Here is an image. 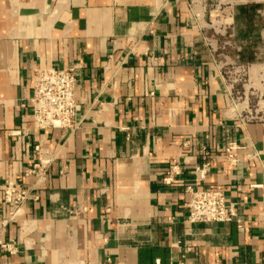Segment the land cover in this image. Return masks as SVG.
Instances as JSON below:
<instances>
[{
	"label": "crops",
	"instance_id": "obj_1",
	"mask_svg": "<svg viewBox=\"0 0 264 264\" xmlns=\"http://www.w3.org/2000/svg\"><path fill=\"white\" fill-rule=\"evenodd\" d=\"M214 3L0 0V242L16 247L0 264H264V122L244 120L223 75ZM220 3L241 26L248 0ZM47 67L75 72L73 132L33 128ZM174 162L187 165L165 187ZM205 162L201 188L237 204L240 226L186 223ZM9 186L28 196L12 219Z\"/></svg>",
	"mask_w": 264,
	"mask_h": 264
},
{
	"label": "built area",
	"instance_id": "obj_2",
	"mask_svg": "<svg viewBox=\"0 0 264 264\" xmlns=\"http://www.w3.org/2000/svg\"><path fill=\"white\" fill-rule=\"evenodd\" d=\"M225 6L220 0H215L211 12L213 14L209 27L215 35H220L231 39L232 35L228 31L233 27V12L224 11ZM231 45L230 40L223 43L222 48ZM77 79L73 69L59 70L54 68H35L32 74L31 97L29 104L33 128L36 131L61 130L73 132L80 125L77 120V113L80 109L75 98V87ZM39 152V147L36 148ZM224 157L228 165L234 167L237 163L235 157V147L229 145L224 150ZM186 163H172L163 178L162 184L165 187L171 186L175 178L180 176ZM42 162L34 165L26 173L40 176L42 173ZM208 163H203L193 168V180L185 187V192L189 196L186 204L188 225H205L234 223L240 226L242 222L237 204L230 202L225 193L219 190H206L201 185L206 180ZM27 192L15 191L11 186L4 191V201L11 205L14 214L27 200ZM0 252L13 255L16 247L12 243L0 242Z\"/></svg>",
	"mask_w": 264,
	"mask_h": 264
},
{
	"label": "rangeland",
	"instance_id": "obj_3",
	"mask_svg": "<svg viewBox=\"0 0 264 264\" xmlns=\"http://www.w3.org/2000/svg\"><path fill=\"white\" fill-rule=\"evenodd\" d=\"M251 9L249 19L241 20V26L232 27L231 45L222 51L223 75L234 100L243 109V118L250 122H264V0H248ZM259 10L262 17L255 13ZM238 57L234 60V57Z\"/></svg>",
	"mask_w": 264,
	"mask_h": 264
},
{
	"label": "trees",
	"instance_id": "obj_4",
	"mask_svg": "<svg viewBox=\"0 0 264 264\" xmlns=\"http://www.w3.org/2000/svg\"><path fill=\"white\" fill-rule=\"evenodd\" d=\"M255 7L257 6H246L245 9H241V13H240V17L241 19L240 20H245V19H249V16H250V10L251 9H254Z\"/></svg>",
	"mask_w": 264,
	"mask_h": 264
}]
</instances>
